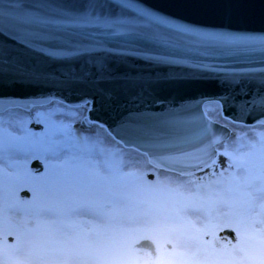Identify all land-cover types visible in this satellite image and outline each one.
<instances>
[{
	"label": "snow or ice",
	"instance_id": "obj_1",
	"mask_svg": "<svg viewBox=\"0 0 264 264\" xmlns=\"http://www.w3.org/2000/svg\"><path fill=\"white\" fill-rule=\"evenodd\" d=\"M0 264H264V0H0Z\"/></svg>",
	"mask_w": 264,
	"mask_h": 264
},
{
	"label": "water",
	"instance_id": "obj_2",
	"mask_svg": "<svg viewBox=\"0 0 264 264\" xmlns=\"http://www.w3.org/2000/svg\"><path fill=\"white\" fill-rule=\"evenodd\" d=\"M255 66L258 67L259 65H255ZM202 91L204 92L205 95L212 96V95L216 94L219 90L213 86H208V87L202 89ZM29 126L33 127L34 130H40V128L37 127L35 124L29 125ZM21 195H23V193H21Z\"/></svg>",
	"mask_w": 264,
	"mask_h": 264
},
{
	"label": "rangeland",
	"instance_id": "obj_3",
	"mask_svg": "<svg viewBox=\"0 0 264 264\" xmlns=\"http://www.w3.org/2000/svg\"><path fill=\"white\" fill-rule=\"evenodd\" d=\"M154 177H152L151 175L149 176V179H153Z\"/></svg>",
	"mask_w": 264,
	"mask_h": 264
}]
</instances>
